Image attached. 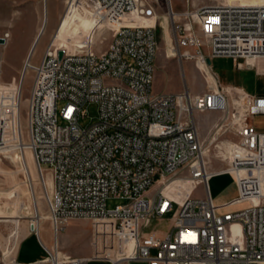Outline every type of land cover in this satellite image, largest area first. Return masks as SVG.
<instances>
[{"label": "built area", "instance_id": "1", "mask_svg": "<svg viewBox=\"0 0 264 264\" xmlns=\"http://www.w3.org/2000/svg\"><path fill=\"white\" fill-rule=\"evenodd\" d=\"M73 4L116 26L108 46L95 30L73 48L52 37L37 59L35 51L26 58L18 96L0 93V153L32 151L53 229L54 245L43 244L47 255L31 264H264V131L251 120L264 114V95L223 84L201 92L153 89L161 37L167 43L163 16L175 49L167 57L208 65L229 56L238 68H255L250 60L264 57V3L176 11L172 0H66L67 12ZM88 104L97 105L98 118L83 126ZM208 113L220 114L211 142L232 135L233 154L222 168L206 156L198 116ZM222 173L234 177L237 195L218 203L209 180ZM23 176L32 187L31 172ZM175 180L188 184L185 197L166 192ZM110 197L128 201L109 209ZM34 218L30 229L40 236V210ZM74 219L92 222L91 257L62 251L59 236ZM153 220H168L169 227L147 230ZM13 264L23 263L14 257Z\"/></svg>", "mask_w": 264, "mask_h": 264}, {"label": "rangeland", "instance_id": "2", "mask_svg": "<svg viewBox=\"0 0 264 264\" xmlns=\"http://www.w3.org/2000/svg\"><path fill=\"white\" fill-rule=\"evenodd\" d=\"M176 11L185 10L187 8L198 7L206 4L225 3L226 0H190L188 4L186 0H172ZM239 3L254 4L264 3V0H238ZM40 9L41 18L47 16L59 17V25L54 30L46 28L45 33L41 34V38L36 46L34 57L37 59L39 52L44 51L56 30L59 35L57 44L59 46L70 45L72 48L76 44H81L85 41V36L89 33L87 25L77 28L76 23L80 21L78 18V10L75 5V10L69 11L63 23V16L66 11V0H0V34L9 32L3 28L2 21L6 23L7 19L13 14ZM30 9V10H29ZM165 25V33L167 43L161 37L160 50L156 61V78L153 89L155 92H178L184 89L185 86L190 87L194 92H201L216 84H232L244 87L250 93L264 94V60H261L258 67L252 70H241L236 68L234 61L229 56H215L210 60L211 71L206 66L199 62L196 65V59H184L183 62L175 57H167L166 52L170 55L174 54V43L171 37V31L168 28L169 19L167 16L162 18ZM43 23V21H42ZM42 26V25H41ZM116 26L108 25L107 28L101 30L96 38L103 39V48H106L109 43V38L113 35ZM74 34L72 39L69 33ZM91 32V31H90ZM160 35L164 31L160 29ZM20 43L15 40V49H18ZM26 56H3V47H0V93L3 91L10 92L18 96L21 91L20 85H17L15 93V82H20L25 68ZM209 66V65H208ZM201 69H200V68ZM32 71L29 70L24 78L22 87L23 96L29 94L32 84ZM2 85L4 88L2 89ZM59 106L63 104V100L58 101ZM26 101L23 102V126L26 129ZM86 115L81 119V125L88 126L98 118L97 105L88 104L86 107ZM220 114L208 113L198 116L205 144L208 147L206 153L207 159L212 160V165L216 168L226 166L229 162V156L232 151V145L228 144L231 141V134H220L215 141L211 138L215 135L211 131L215 120H218ZM254 125L264 130V114H256L251 118ZM60 123H63L60 120ZM213 140V139H212ZM211 143V145H209ZM8 151V152H7ZM6 152L0 153V264H13V258L17 249L18 242L31 226L34 216L40 210L41 217L49 215L48 205L45 200L43 186L38 178L37 167L31 150L23 152L25 163L31 178L33 186H28L25 183L23 172H26L24 163L21 161V152L15 151V148H7ZM52 185V184H51ZM211 194L215 202L223 203L237 195V188L234 177L230 173H222L213 176L209 180ZM159 184L152 190L158 189ZM188 184L182 180H175L168 184L165 188L166 192L173 193L181 198L188 193ZM202 187H199L201 191ZM128 200L126 198L110 197L107 200V208L111 209L116 205L124 204ZM178 205L175 204L173 210L168 213L167 218H170L177 210ZM32 220V221H31ZM44 221V220H42ZM50 223V219L45 220ZM31 222V223H30ZM74 224L70 229H64V233L70 231L71 234L65 236L66 243H62V251L73 256L91 257L94 249L92 241L94 238V227L89 219L74 220ZM37 221H35V224ZM106 226L107 224L104 223ZM165 230L169 227L168 220L159 221L153 220L147 230L151 228ZM239 224H235V230H238ZM18 230V234L16 231ZM63 232V231H62ZM47 230L42 231V236L45 239L48 235ZM60 244V236H59ZM24 252L28 255L41 253L42 250L38 246V242L34 238L27 240L24 246ZM47 255V254H46ZM45 255V256H46ZM109 262L108 260H106ZM110 263V262H109ZM111 264V263H110Z\"/></svg>", "mask_w": 264, "mask_h": 264}, {"label": "crops", "instance_id": "3", "mask_svg": "<svg viewBox=\"0 0 264 264\" xmlns=\"http://www.w3.org/2000/svg\"><path fill=\"white\" fill-rule=\"evenodd\" d=\"M72 10H75V4L72 5V7L70 8L69 11L71 12ZM39 11H40V9L37 7V10L34 9V11H29L31 13H28V12H27V14H26V12L18 13V14H16V17H15V13H14L11 18L7 19L6 23H4V21H2L1 26L3 28H6L9 30V37L7 38V41L5 43H0V47H3V56H29V54L31 53L33 48L38 45V42L41 38V34L45 33L46 28H48L50 30H54L57 27V25H59L58 24L59 23V17L50 16V18H49L47 16V9L45 8L46 15L42 19L40 16L41 13ZM69 11L68 12L65 11L64 16H63V20H62L63 23L66 19V16L69 13ZM180 11H182V10H180ZM77 15H78V18H80V21H78L76 23V27L79 28V27L83 26L84 24H86L88 32H90L91 30H95V37H97L96 35L101 30L107 28L109 25L107 22H104V21L97 23L93 17H91L87 14H84V13L78 12ZM42 21H43V23H42ZM99 24L101 26H99V28H97V26ZM4 33L5 32H2L0 34V37L3 36ZM69 35L72 39L74 38V34L72 32H70ZM111 37L109 38V42L111 40ZM16 39H17L18 43H20V46L18 49H15V40ZM103 49H105V48H103ZM174 52H175V49H174ZM42 53H43V51L41 50L39 52L38 56H40ZM261 60H264V58H260L258 60L257 67H258ZM208 65H209V67H211L210 61H209ZM257 67H255V68H248V67L238 68V67H236V68L241 69V70H244V69L252 70V69H256ZM17 85L18 86L20 85V87H21V83L18 81L15 82V93H16ZM223 85L237 86V87L244 89V87L238 86V85H232V84H223ZM3 88H4V85H2V89ZM250 94H255V93H250ZM261 95H264V94H261ZM258 130L264 131V130H260V129H258ZM232 154L233 153H231L228 158H230ZM47 183L49 186H51V184H52L51 177L47 178ZM48 217H49V215H44L41 217V219L44 221H42L39 225L40 226V236H37L34 232L31 231L30 225H29V229L27 231L25 230V232L22 236V239L18 242V245H17L18 247H17L15 255H14V257L19 262H21L23 264L35 263V262L41 260L42 258H44L46 255V251L44 249L43 244L48 246V247H52L54 245V235H53L52 225H51V223L45 221V220H48ZM74 220H77V219H74ZM74 220H71L67 224L65 229H67V228L70 229L73 226V224L75 223ZM35 221L36 220L34 218V222ZM44 229L49 232L45 239L42 236V231ZM16 234H18V230L16 231ZM67 234H71L70 231L67 232ZM67 234L64 233V230L60 234V246H61V248H62V243L63 244L66 243L65 236H68ZM30 238H34V240L38 242V246L42 250L41 253H35L33 255H28L24 252V246H25L27 240ZM87 264H110V263L107 262L106 260L91 259L88 261ZM129 264H147V261L135 260V261H131Z\"/></svg>", "mask_w": 264, "mask_h": 264}, {"label": "bare ground", "instance_id": "4", "mask_svg": "<svg viewBox=\"0 0 264 264\" xmlns=\"http://www.w3.org/2000/svg\"><path fill=\"white\" fill-rule=\"evenodd\" d=\"M226 2L227 3H239L238 2V0H226ZM254 4H263V3H254ZM99 26H101L100 24L97 26V28H99ZM97 31V30H96ZM58 34H59V32H58V29L56 30V33L54 34V40H55V42H56V44H57V38H58ZM58 45V44H57ZM69 47H71L70 45H69ZM36 50V47H34L33 48V52ZM26 58H28V56H26ZM25 58V59H26ZM260 58H264V57H258V58H256V59H251L250 60V62H253L254 64H255V66L257 67V62H258V60L260 59ZM199 62L201 63V64H203V65H206L209 69H210V67L203 61V60H201V59H199L198 61H197V63H196V65L198 66L199 65ZM200 68V67H199ZM201 69V68H200ZM210 71H211V69H210ZM212 72V71H211ZM212 143V142H211ZM211 143L209 144V145H211ZM232 142H228V144H230V145H232L231 144ZM207 146V145H206ZM208 148V147H207ZM207 152H208V150H206ZM21 161H23V163H24V167H25V170L27 169L28 171H29V169L27 168V166H26V163H25V156L23 155V154H21ZM50 217H48V219H49ZM40 223H41V221H40ZM40 223H39V225H40Z\"/></svg>", "mask_w": 264, "mask_h": 264}, {"label": "water", "instance_id": "5", "mask_svg": "<svg viewBox=\"0 0 264 264\" xmlns=\"http://www.w3.org/2000/svg\"><path fill=\"white\" fill-rule=\"evenodd\" d=\"M1 40H3V38H1ZM63 51H60V55H62ZM210 61V60H209Z\"/></svg>", "mask_w": 264, "mask_h": 264}]
</instances>
